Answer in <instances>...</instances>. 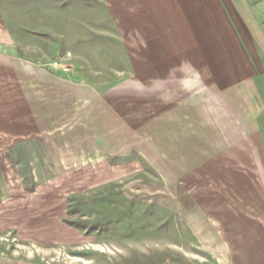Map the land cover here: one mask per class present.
Here are the masks:
<instances>
[{"label":"rangeland","instance_id":"obj_1","mask_svg":"<svg viewBox=\"0 0 264 264\" xmlns=\"http://www.w3.org/2000/svg\"><path fill=\"white\" fill-rule=\"evenodd\" d=\"M169 3L0 0V264H264V0Z\"/></svg>","mask_w":264,"mask_h":264},{"label":"crops","instance_id":"obj_2","mask_svg":"<svg viewBox=\"0 0 264 264\" xmlns=\"http://www.w3.org/2000/svg\"><path fill=\"white\" fill-rule=\"evenodd\" d=\"M172 0H169V4L171 3ZM170 27V31H171V25ZM164 37L167 35H164L161 33L159 35V37ZM23 58H21V56H19V52L18 49L16 47V42L14 40V37L8 32L5 31L3 29L0 30V66L6 67L8 68V66H10L11 68L15 69V70H24L23 67V62L25 60H22ZM26 63V62H24ZM34 68V67H32ZM31 68V72H33ZM38 74H40L42 77L47 76V75H43V73L39 70Z\"/></svg>","mask_w":264,"mask_h":264},{"label":"built area","instance_id":"obj_3","mask_svg":"<svg viewBox=\"0 0 264 264\" xmlns=\"http://www.w3.org/2000/svg\"><path fill=\"white\" fill-rule=\"evenodd\" d=\"M53 67L55 69H62L64 72H66L68 69H66V67H64L62 64H61V61H55L53 63Z\"/></svg>","mask_w":264,"mask_h":264}]
</instances>
